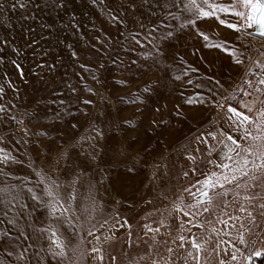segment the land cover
Here are the masks:
<instances>
[{"label": "snow or ice", "instance_id": "snow-or-ice-1", "mask_svg": "<svg viewBox=\"0 0 264 264\" xmlns=\"http://www.w3.org/2000/svg\"><path fill=\"white\" fill-rule=\"evenodd\" d=\"M0 264H264V0H0Z\"/></svg>", "mask_w": 264, "mask_h": 264}]
</instances>
